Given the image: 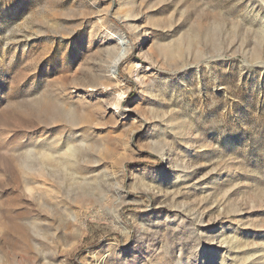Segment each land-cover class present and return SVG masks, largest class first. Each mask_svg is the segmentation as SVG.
<instances>
[{
	"label": "rangeland",
	"instance_id": "1",
	"mask_svg": "<svg viewBox=\"0 0 264 264\" xmlns=\"http://www.w3.org/2000/svg\"><path fill=\"white\" fill-rule=\"evenodd\" d=\"M0 264H264V0H0Z\"/></svg>",
	"mask_w": 264,
	"mask_h": 264
},
{
	"label": "bare ground",
	"instance_id": "2",
	"mask_svg": "<svg viewBox=\"0 0 264 264\" xmlns=\"http://www.w3.org/2000/svg\"><path fill=\"white\" fill-rule=\"evenodd\" d=\"M119 42H121V41H119ZM117 47H121L120 43L117 45ZM124 55H125V51H124V49L119 50V51L116 53V57H115V59L112 61L111 65H110L111 68L113 69V73H115V70H116V68H117L118 65H119V62H120V60L124 57ZM112 107H113V109H114L115 111L119 110L118 105H113ZM41 158H42V160H44V157H41ZM224 263H225V262H224Z\"/></svg>",
	"mask_w": 264,
	"mask_h": 264
}]
</instances>
